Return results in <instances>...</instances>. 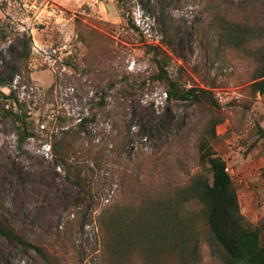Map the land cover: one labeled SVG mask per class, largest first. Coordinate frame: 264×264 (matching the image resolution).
<instances>
[{"label":"rangeland","instance_id":"rangeland-1","mask_svg":"<svg viewBox=\"0 0 264 264\" xmlns=\"http://www.w3.org/2000/svg\"><path fill=\"white\" fill-rule=\"evenodd\" d=\"M232 20L256 27L240 48L223 37ZM263 30L264 0H0V75L16 73L2 92H13L14 108L24 105L33 134L21 141L6 114L10 100L0 94V204L18 232L65 255L68 264H102L96 217L115 199H144L123 196L103 172L93 176V162L81 150L108 148L111 157L120 150L115 169L133 185L138 179L145 186L153 171L155 182L174 187L202 170L198 141L213 117L221 120L214 146L238 189L241 211L253 224L263 223L264 94L253 88ZM28 38L32 53L24 62ZM154 52L170 77L211 91L218 108L168 102L165 85L153 80ZM88 116L96 120L80 129ZM200 209L194 201L184 214ZM77 215L67 248L61 236ZM190 227L185 250L166 249L162 264H223V249L205 221ZM32 260L39 264L33 252L0 235V264Z\"/></svg>","mask_w":264,"mask_h":264},{"label":"trees","instance_id":"trees-1","mask_svg":"<svg viewBox=\"0 0 264 264\" xmlns=\"http://www.w3.org/2000/svg\"><path fill=\"white\" fill-rule=\"evenodd\" d=\"M226 24L223 26V37L227 45L235 48H240L250 40L256 31V27L247 26L239 20ZM86 40L82 36L81 41ZM31 42V38H28L24 44L21 53L24 62L31 57ZM153 62L157 68L153 80L165 85L168 102L193 103L197 106L208 104L211 108H218L219 103L211 91L198 87L186 88L170 77L166 69L167 63L160 58L159 52H154ZM259 62L261 66L255 76L253 88L256 93L264 94V54ZM14 76L15 72L9 78L0 75V94L10 100L6 114L16 122L20 139L24 142L33 135L26 124L27 110L24 105L23 108H14L13 105L18 104V100L13 92L9 96L2 92L12 86ZM95 120V116L82 118L78 126L86 130L88 124ZM65 122L61 119L60 125ZM220 123V119L213 117L199 138L198 164L202 170L190 176L185 183L174 187L155 182L156 172L153 171L146 177L145 186L138 179L136 182L140 187L136 186V182L133 185L127 173H119L115 169L122 157L120 150L113 151V157L108 155V148L95 150V146H91L81 150L93 162L94 167H89L93 176L96 171L103 172L108 182L121 187L123 196L135 198L134 194L138 193L144 199L140 203L126 202L127 198L115 199L103 207L96 217L98 237L103 247L100 255L102 264H136L141 260L150 264H162L160 254L166 249L185 250L190 226L198 220L205 221L215 241L222 247L220 258L223 264H264V222L253 224L242 213L238 189L226 161L214 146V142L218 140L216 126ZM261 136L264 138V132ZM194 201L201 205V209L185 215L186 205ZM77 219L80 216L69 221L61 236V243L67 248L73 244L70 236L73 235ZM0 235L12 247L22 249L23 253L33 252L39 264H68L65 255L48 252L42 245L28 241L24 234L22 236L8 218L3 204H0ZM32 262L33 260L29 261V264Z\"/></svg>","mask_w":264,"mask_h":264}]
</instances>
